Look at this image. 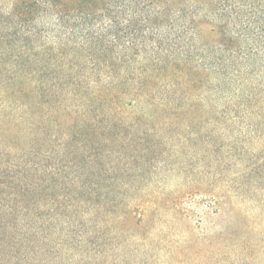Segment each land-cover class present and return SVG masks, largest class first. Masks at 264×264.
I'll list each match as a JSON object with an SVG mask.
<instances>
[{
  "label": "trees",
  "instance_id": "16d2710c",
  "mask_svg": "<svg viewBox=\"0 0 264 264\" xmlns=\"http://www.w3.org/2000/svg\"><path fill=\"white\" fill-rule=\"evenodd\" d=\"M127 93L146 99L156 118L232 114L248 121L264 106V0H0L2 101L80 103L78 114L50 118L57 130L72 122L67 139L93 132L98 117L103 129L125 128L115 104ZM14 121H0V140L11 136L4 143L19 149L14 136L23 141L37 130L28 134ZM18 166L24 179L3 187L0 180V264H99L110 226L104 218L112 216L102 176L92 171L100 179L90 184L50 179L46 186L33 172L52 176L66 167ZM9 171L0 167V176ZM8 187L13 196L2 198ZM58 188L69 190L65 199ZM123 219L135 223L133 214ZM120 253L116 261L124 264Z\"/></svg>",
  "mask_w": 264,
  "mask_h": 264
},
{
  "label": "rangeland",
  "instance_id": "374dc122",
  "mask_svg": "<svg viewBox=\"0 0 264 264\" xmlns=\"http://www.w3.org/2000/svg\"><path fill=\"white\" fill-rule=\"evenodd\" d=\"M40 99L0 98V112L8 109L2 123L18 119L28 134L37 130L23 141L14 136L19 149L5 144L11 136L0 140V167L11 170L6 179L0 176L2 187L24 179L19 164L54 172L66 167L52 176L33 172L31 179H44L46 186L50 179L90 184L100 179L89 177L92 171L102 176L112 201L103 204L112 216L104 218L110 226L99 264H119L120 252L124 264H264V106L248 121L232 114L156 118L146 99L127 93L115 104L125 128L103 129L98 117L93 132L66 139L72 122L57 130L50 118L78 114L80 103ZM3 190L2 198L13 196L9 187ZM59 191L65 199L69 190ZM91 193L99 202L100 194ZM127 213L138 226L120 223Z\"/></svg>",
  "mask_w": 264,
  "mask_h": 264
}]
</instances>
